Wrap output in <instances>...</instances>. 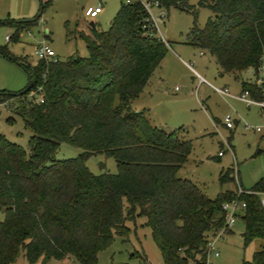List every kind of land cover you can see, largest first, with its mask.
<instances>
[{"label":"trees","instance_id":"obj_1","mask_svg":"<svg viewBox=\"0 0 264 264\" xmlns=\"http://www.w3.org/2000/svg\"><path fill=\"white\" fill-rule=\"evenodd\" d=\"M149 1L193 15L189 45L207 52L221 75L237 78L249 69L254 74L264 62V0H198L197 6L211 14L201 30L186 0ZM47 5L49 1L40 4L31 19L0 22L12 29L6 42L34 25ZM146 18L138 2L119 0L106 30L87 23V34L76 32L87 52L84 58L37 60L29 66L0 49L27 77L20 92L1 91L0 103L13 100V114L31 133L26 152L0 134V264L14 263L19 252L28 264L65 258L97 264V253L114 236L125 238L124 223L134 216L144 219L162 264H204L207 244L229 233L221 205L231 200L244 205L243 247L264 240V177L239 195L223 191L206 198L176 176L190 141L178 130L152 126L142 112L130 108L166 52L163 42L144 36ZM35 88L42 103H24ZM240 88L261 99L254 83L241 81ZM61 143L81 154L55 160ZM94 154L112 158L115 173L91 174L84 161ZM229 181L233 178L227 170L219 174V185ZM241 264H264V249Z\"/></svg>","mask_w":264,"mask_h":264},{"label":"rangeland","instance_id":"obj_2","mask_svg":"<svg viewBox=\"0 0 264 264\" xmlns=\"http://www.w3.org/2000/svg\"><path fill=\"white\" fill-rule=\"evenodd\" d=\"M47 1L49 5L43 9L40 20L21 30L16 41H5L4 38L10 36L12 30L0 24V49L5 48L12 59L33 66L37 62L33 53L41 43L47 45L58 60L72 55L84 58L87 52L76 32L87 34L86 24L90 21L96 25V29L106 30L119 6V0H0V22L31 19L40 4ZM96 3L102 5V13L92 20L85 18L82 7ZM197 3L198 0H186L194 12L195 27L201 30L211 14L207 9L198 7ZM159 13L164 18L156 21V35L164 40L166 52L150 82L155 86V79L164 75L166 84L161 87L162 96L152 103V112L158 128L166 132L182 128L186 139L190 141V152L176 176L193 183L208 199H214L223 191L236 193L238 187L240 190L249 189L259 178L264 177V140L252 131V127L261 122L258 117L260 110L256 107L248 109L240 102L221 97L204 86L198 91L192 89V75L179 59L190 61L196 72L210 84L216 87L227 85L231 93L239 90L241 81L252 83L253 72L250 69L241 72L236 81L231 75L220 76L214 59L207 52L189 45L188 34L193 25V15L175 8L152 10L153 17ZM26 84L27 77L23 70L0 55V92L17 93ZM32 91L39 95L38 88ZM13 112V100L0 105V134L26 152L31 133L23 128ZM226 116L234 124L230 132L213 121L217 119L223 123ZM7 118L11 121L7 122ZM256 149L260 151L258 155H254ZM218 152L221 153L220 157H217ZM79 154L81 149L61 143L54 159H73ZM84 165L93 175L114 174L116 171L113 159L103 154L89 156ZM226 170L233 181L219 185V174ZM143 223L144 219L137 216H134L133 221H126L127 236H114L111 243L97 253V264H162L150 231ZM242 230L240 212H237L233 225L228 229L229 233L212 240L218 257L211 258V264H241L242 261H249L254 252L264 249V240H253L243 247ZM14 264H28L22 252H19ZM45 264L76 263L65 259L48 260Z\"/></svg>","mask_w":264,"mask_h":264},{"label":"built area","instance_id":"obj_3","mask_svg":"<svg viewBox=\"0 0 264 264\" xmlns=\"http://www.w3.org/2000/svg\"><path fill=\"white\" fill-rule=\"evenodd\" d=\"M133 1L138 2L142 6V8L144 9L145 13L147 14V18L145 19L146 24L143 26L144 36L156 38L165 44L162 37L156 35V31H157L156 21L157 22L162 21L164 16L162 13H159L157 15V17H153V15H152L153 9H161L158 6V3L155 1L152 2L149 0H122V3L127 5ZM101 11H102L101 5L97 4L95 6L85 7L82 10V14L85 18L92 20V19L96 18L101 13ZM39 20L40 19H38V21ZM4 39H5V41H7L8 37L6 36ZM33 54L36 56L37 60H51V61L56 60L53 51L44 43H41V45L35 49ZM254 74H255L254 81L252 83H254L257 86V88L259 89V91L262 95L260 100H255V99L251 98L247 91H241L236 96H230L228 94V90L226 88L219 89V88H215L211 85H208V86L210 87V89L212 91H214L215 93H217L221 96L233 97L234 99H236L239 102H241L242 104H244L246 106V108H249V107L258 108L262 112L261 122L259 124L255 125L254 127H252V131L254 133L260 135L262 137V139L264 140V62L263 61L260 62L259 66L256 68ZM200 83H205V82L203 79L198 78L197 85ZM38 90H39V88H38ZM23 102L24 103L34 102L36 104H40V103H42V99H41L40 95H37L33 91H30L27 94V99H25ZM5 103H0V105H5ZM223 125L225 128L231 129L233 127V122L228 116H226L223 118ZM218 156H221L220 152L218 153ZM242 192L243 191L240 190V188L238 187V191L236 192V194L239 195ZM260 205L262 206V208L264 210V195H262V198H260ZM243 207H244L243 203H241L237 200H231V201L225 202L221 205V209H222L223 215H224V229H230L231 228V226L233 225L234 220L236 218V213L240 212V210ZM221 233H222V231L219 232V234H221ZM207 251H208V254L206 256V260H205L204 264H211V258L214 259V258L218 257V253L214 250V246H213L212 241H210L207 244Z\"/></svg>","mask_w":264,"mask_h":264},{"label":"crops","instance_id":"obj_4","mask_svg":"<svg viewBox=\"0 0 264 264\" xmlns=\"http://www.w3.org/2000/svg\"><path fill=\"white\" fill-rule=\"evenodd\" d=\"M98 4H100V3H98ZM95 5H97V3L96 4H89V5H85V6H83L82 7V9H84L85 7H88V6H95ZM101 5V4H100ZM101 7H102V5H101ZM101 13H102V11H101ZM100 13V14H101ZM12 30V29H11ZM199 55H201V54H199ZM179 61L181 62V64L191 73V75H192V79L194 80V83L192 84V89L194 88V90L196 89L197 91L199 90V88H201L202 86H204V87H207L209 90H211L210 89V87L208 86V85H211V86H213V87H215V88H219V89H222V88H226L227 90H228V87H227V85H223V86H220V87H216V86H214V85H212V84H210L208 81H206L202 76H200L197 72H196V70L193 68V66H192V64H191V62L190 61H188V62H185V61H183V60H181V59H179ZM159 65H160V63H159ZM219 71V70H218ZM154 72L155 71H153V73L152 74H154ZM218 74L220 75V76H222V75H231V77H232V79L234 80V81H236L239 77H237V78H235L232 74H220V71L218 72ZM151 77H152V75L149 77V79L147 80V82H146V84H145V86H144V88H143V90H142V92L133 100V101H131V104H130V108L133 110V111H137V112H142L143 113V115H144V117L148 120V122L152 125V126H155V127H157L156 126V122H155V114L152 112V107H153V105H152V103H154L155 101L157 102V100L162 96V92H161V87L164 85V84H166V77L163 75V76H158L156 79H155V81H154V85L156 86H153V85H151V82H150V79H151ZM198 78H201V79H203L204 80V82L205 83H200V84H198L197 85V82H198ZM178 91V90H177ZM177 91H175V92H177ZM212 91V90H211ZM242 90H241V88H240V83H239V90L237 91V92H235V93H231V92H229V90H228V94L230 95V96H236V95H238L240 92H241ZM212 92H214V91H212ZM215 93V92H214ZM217 94V93H216ZM151 95L153 96V97H151ZM155 95H158L157 96V99H155ZM217 95H219V94H217ZM219 96H221V95H219ZM221 97H224V98H227V99H232V100H236V99H234L233 97H228V96H221ZM236 101H238V100H236ZM239 102V101H238ZM241 103V102H240ZM242 104V103H241ZM244 105V104H243ZM201 108V107H200ZM250 108V107H249ZM248 108V109H249ZM258 117L260 118V120H261V118H262V112L261 111H259V114H258ZM213 121L214 122H217L218 124H220L221 126H223L224 127V125H223V123H219V121L217 120V119H213ZM234 125V124H233ZM225 128V127H224ZM233 128V127H232ZM231 128V129H232ZM225 129H227V128H225ZM231 129H227V130H229V132H230V130ZM178 130V133H179V135L180 136H182V137H184V138H186V136H185V134H184V131H183V129L182 128H178L177 129ZM175 131V130H174ZM260 138L262 139V137L260 136ZM257 150V149H256ZM219 153V152H218ZM218 153H217V157H220V156H218ZM260 198H262V195L260 196ZM66 260H71V259H68V258H65ZM65 259H63V260H65ZM63 260H60V261H63ZM72 261V260H71ZM12 264H14V263H12Z\"/></svg>","mask_w":264,"mask_h":264},{"label":"water","instance_id":"obj_5","mask_svg":"<svg viewBox=\"0 0 264 264\" xmlns=\"http://www.w3.org/2000/svg\"><path fill=\"white\" fill-rule=\"evenodd\" d=\"M89 25L92 26V22L91 21L89 22Z\"/></svg>","mask_w":264,"mask_h":264}]
</instances>
